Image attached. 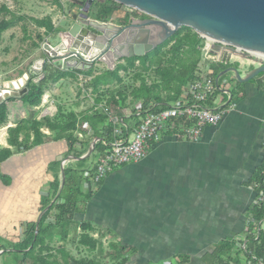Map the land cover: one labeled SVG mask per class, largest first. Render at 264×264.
Returning <instances> with one entry per match:
<instances>
[{
    "label": "crops",
    "instance_id": "0c3cea01",
    "mask_svg": "<svg viewBox=\"0 0 264 264\" xmlns=\"http://www.w3.org/2000/svg\"><path fill=\"white\" fill-rule=\"evenodd\" d=\"M119 9L113 11L109 22L123 25L126 16L144 18L141 13L129 12L124 7ZM120 63L125 62L119 59L115 65L104 64V70ZM100 64L95 62L93 74L88 76L104 71L99 70ZM213 67L216 77L230 67H238L243 76L253 69L252 64L236 58ZM77 74L75 78H61L45 90L50 95V106H45L42 97L40 105L35 107L40 108L39 116L57 112L59 104L52 89L66 78L77 81ZM224 79L231 83L230 102L222 106L228 96L216 94L217 102L211 101L210 105L221 106L222 117L215 125L206 124L198 139L165 134L143 158L115 168L99 184L84 179L82 189L86 193L91 190L92 198L80 205L81 213L76 218L89 220L95 236L101 234L103 240L111 237L113 241L132 246L136 254L130 264H145L148 260L179 264L181 259L188 260L187 264H204L202 256L217 244L233 242L231 253L235 256L248 244L249 237L257 239L254 229L260 228V233H264V213L261 215L257 202L264 173V79L257 76L241 82L235 79L233 71L221 74L218 81ZM17 101L23 105L19 99L7 102L8 119L0 124V148L10 147L8 127L15 126L29 109L23 105L15 112L11 105L15 106ZM78 103L64 107L76 112L87 109L81 101ZM139 108L138 104L127 108L123 114L129 116L127 121L137 119L134 115ZM41 130L47 136L46 141L14 153L0 164V241H18L27 223L40 220L50 205L41 209V196L50 192L49 182L58 173L62 186V168L75 160L73 153L65 157L69 151L66 139L55 138V131L47 127ZM80 130L76 134L85 141L89 136ZM93 139H89V144L78 141L74 151L86 155L94 147ZM66 158L69 160L63 165ZM96 160L97 157L91 163ZM55 211L53 208L51 214ZM67 241L63 239L55 244ZM260 243L256 241L257 245ZM240 253L242 264L259 262L249 261L244 250Z\"/></svg>",
    "mask_w": 264,
    "mask_h": 264
},
{
    "label": "trees",
    "instance_id": "16d2710c",
    "mask_svg": "<svg viewBox=\"0 0 264 264\" xmlns=\"http://www.w3.org/2000/svg\"><path fill=\"white\" fill-rule=\"evenodd\" d=\"M55 1L57 6L62 7L59 0ZM118 5L120 4L113 0L95 1L91 6L90 15L92 12L93 18L108 21ZM1 14L0 36L5 30L21 23L24 31L23 39H31L33 47H39L47 36L60 31L50 16L37 18L18 14L5 3L0 4ZM28 20L34 22L36 28H43V33L37 31L33 38L32 33L27 31ZM202 45L203 40L197 32L190 27L182 26L170 38L154 48L152 54L146 53L143 56L122 58L125 63L117 64L111 70L107 69L94 74L87 86L91 88V92L95 96L94 103L98 105L103 102L107 110L97 109L93 105L81 112H76L67 110L64 105L59 104L54 115L39 116L40 108L36 109L35 107L40 105L45 90L51 84L66 76L75 78V75L81 72L87 75L93 74V68L83 72L77 69H63L60 64L51 62L43 65L44 74L37 81L33 80L37 74L29 73L28 92L21 97H9L0 103L1 125L8 119L7 102L19 99L31 110L15 126L8 127L7 141L10 147L0 148V164L12 154L26 151L46 141L47 136L41 127L55 131V138L66 139L69 151L65 157L73 153L75 158L63 169V185L61 186V179L57 173L54 180L49 182L51 195L49 192L41 196V209L50 205L42 214L38 228L37 222H29L18 241L9 242L7 245L9 247H5L0 242L2 251L0 258L3 253L8 252L12 254L13 264H130L136 254L132 246L123 244L121 241H111L109 246L112 250L105 252L104 236L93 234L95 228L89 220L76 218L77 214L81 213L80 205L92 198L91 190L86 193L82 189V183L85 179L83 171L86 168L93 170L94 164L88 166L86 163L88 156L81 158L83 153L74 151L75 145L78 141L89 144L92 138L97 137L111 140L113 128L108 121L109 113L121 116L127 111L129 105L135 102L141 105L142 112L161 110L173 102L179 96L185 83L195 76L197 64L201 59ZM130 69H135L132 75L134 84H125L120 72L126 73ZM150 71L151 75L149 76ZM85 121L90 124L91 129L81 128L80 130L79 123ZM77 129L89 137L85 138V141H81L76 134ZM106 148L104 144L97 142L94 144L92 154L98 157L104 154ZM54 165L59 166V162H55ZM1 176L2 174H0ZM102 180L94 185L99 184ZM52 198L55 200L51 201ZM53 208L56 211L52 215ZM260 209L262 215V211L264 213L263 204H260ZM72 229L76 233L74 238L69 237ZM58 239L68 240V243L55 246ZM257 240L261 241L258 245L256 244ZM69 243L76 246L77 249L95 254L82 257L74 256L66 246ZM247 243L244 249L232 256L231 251L234 243L221 242L213 250L207 251L202 256L201 262L204 264H242L240 252L243 250V254L251 262L264 260V233L261 232L257 239L249 237ZM107 257L110 258L109 261H104L103 259ZM187 261L181 259L179 264H187ZM150 263L154 264L152 261L145 264ZM0 264L6 263L0 260Z\"/></svg>",
    "mask_w": 264,
    "mask_h": 264
},
{
    "label": "water",
    "instance_id": "95a60500",
    "mask_svg": "<svg viewBox=\"0 0 264 264\" xmlns=\"http://www.w3.org/2000/svg\"><path fill=\"white\" fill-rule=\"evenodd\" d=\"M95 1L75 0L80 5V12L73 14L74 22L62 31L57 45L51 46L45 42L50 55L41 61L42 65L59 62L63 69L81 71L92 68L98 60L115 65L119 59L143 56L152 51L182 26L190 27L200 35L264 53V0H113L146 15L144 18H132L125 25L91 17L90 9ZM65 39L68 46L65 45ZM220 46L215 44L214 49L219 50ZM229 48L230 52L222 54V62L228 63L235 58L240 61L238 56L231 53L235 51L234 47ZM106 56L110 59L107 60ZM252 65L253 69L246 76L238 67H230L221 74L233 71L235 79L241 82L257 76L263 80L264 63ZM33 68L38 70L37 67ZM37 72L42 76L44 74L42 68ZM22 78L25 84L20 80V84L10 81L0 87V103L9 97H21L28 92L29 77L25 73ZM91 152L92 147L81 158ZM36 222L38 228L39 219Z\"/></svg>",
    "mask_w": 264,
    "mask_h": 264
},
{
    "label": "built area",
    "instance_id": "2783aa9c",
    "mask_svg": "<svg viewBox=\"0 0 264 264\" xmlns=\"http://www.w3.org/2000/svg\"><path fill=\"white\" fill-rule=\"evenodd\" d=\"M125 6L129 12L141 13L133 7ZM126 10L125 12H127ZM199 36L203 40V45L201 47V59L197 64L195 76L185 83L179 96L173 102L161 110L145 112L137 110L134 115L137 119L132 122L127 121L128 115L108 114V121L113 128L112 139L106 140L101 137L93 139V144L101 142L107 148L104 150V154L98 156L93 163V170L86 168L83 171L85 179L93 184L98 183L113 169L143 158L149 148L165 134L196 140L200 137L206 124H217L222 117L223 108L221 106H211L209 102H217V93L226 94L228 101L223 102L222 106L227 105L231 99V83L225 79L218 81L213 65L217 62H222V54L230 52V46L235 49L231 53L241 58V60H245L248 64L264 63V53L262 52L245 49L212 37L200 34ZM215 44L221 45L219 50L214 49ZM77 76L81 92L91 100V106L95 105L97 109L103 108L107 110L103 102L98 105L95 104L91 88L84 87L86 82L92 77L85 74H77ZM46 95L45 92L44 96ZM44 96L43 100L46 98ZM78 127L90 129L87 122L79 123ZM82 156H85V153ZM68 160V158L64 159L63 165ZM85 187L87 186L84 185L83 188L85 189ZM260 188L261 192L257 202L259 205L263 204L264 208V173L261 176ZM254 231L256 238H258L260 228H256ZM263 261H259L257 264H264Z\"/></svg>",
    "mask_w": 264,
    "mask_h": 264
},
{
    "label": "rangeland",
    "instance_id": "374dc122",
    "mask_svg": "<svg viewBox=\"0 0 264 264\" xmlns=\"http://www.w3.org/2000/svg\"><path fill=\"white\" fill-rule=\"evenodd\" d=\"M59 1L61 2L62 7L57 6L55 0H0V4L5 3L6 5H8V7L11 10L16 11L18 14H25L27 16L37 17V18L46 17V16H50L51 18L54 17V20L52 19L54 21V25L56 26L57 29L60 30L52 34V36H47L45 38L46 40L43 41L39 47H33L31 39L30 40L23 39L24 31L21 27V23H18L16 26L5 30L0 36V87H3L4 83L10 82L11 80H16L17 84H20L19 83L20 79L18 78L22 77L23 74L25 73L28 75V77H29V73L37 74L38 73L37 71L41 70L43 66L41 61L43 59L48 58V56L50 55V50L45 46V42H47L51 46L57 45L59 42L58 41L59 38L61 39L59 33L61 34L62 31L67 30L72 25V23L74 22L73 14L80 12V5L76 4L75 0H59ZM96 1L100 2L101 0H96ZM123 7L127 8L125 5L121 4L117 6V9L119 8L123 9ZM91 16H92V12H91ZM142 16H146V15L143 14ZM1 17L2 14L0 15V19ZM125 18L126 20L124 21V23L130 22L131 19H129L128 16H126ZM27 22H28L27 31L28 33H32L33 38L35 37L37 31L43 33V28H36L34 22L30 20H28ZM152 52L153 51H150L148 53L152 54ZM97 62L101 63L100 64L101 66L99 67L100 71L106 68V66H104V64H106L105 61L98 60ZM51 63L60 64L59 62H51ZM222 64H223L222 62H217L216 66L217 65L221 66ZM106 65L108 66V64ZM33 67H37L38 70H35ZM134 70L130 69L129 71H126V73L123 71L120 72L125 84H129V83L134 84V81L132 79ZM21 72H23V74L20 75ZM39 75H41V73ZM148 75L149 76L151 75V71L150 74ZM38 78L39 76H36L34 77V80H37ZM84 87L87 88L86 85H84ZM52 91L54 92L53 95L54 98L56 99V103L58 104L71 107L72 105L76 104V102L80 103L81 101V103H83L84 106H86L87 108H89L91 105V100L87 99L84 96V94L81 92L80 86L77 84V81H73L72 79L66 78L64 81H61L55 89H52ZM44 97H46L45 106H50L49 103L50 95L49 96L46 95ZM136 104L137 103L135 102L131 105L129 104L128 105L131 106V108H133V106H135ZM11 106L14 107L15 112H19V108H22L23 105H21V103L17 101L15 103V106L13 105ZM20 111H22V109ZM28 112H31L30 108L27 109V113ZM27 113H25L26 114L25 116H27ZM1 134L2 131L0 126V135ZM96 157L97 156L91 154L86 159V163L93 162L96 159ZM75 236L76 233L72 229L70 238H74ZM107 238L108 239L103 240V246L105 252L112 250L109 246V243L111 242V240L113 241V239L111 237H107ZM0 242H2V244H4L5 247H9L7 246L9 241L4 240ZM66 246L71 252V254L77 257L91 256L95 254L94 252L88 253L83 249H77L76 246L70 243L66 244ZM109 259L110 258L107 257L104 258L103 260L109 261ZM1 260H3L6 264H13V262L11 261L12 254L8 252L3 253L1 255ZM149 261L150 262L152 261L154 262V264H157V260H148V262ZM159 264H162V261L159 262Z\"/></svg>",
    "mask_w": 264,
    "mask_h": 264
},
{
    "label": "bare ground",
    "instance_id": "6f19581e",
    "mask_svg": "<svg viewBox=\"0 0 264 264\" xmlns=\"http://www.w3.org/2000/svg\"><path fill=\"white\" fill-rule=\"evenodd\" d=\"M65 41H66V43H65V45L66 46H68V41H67V39H65ZM92 53V51H90L89 52V54H91ZM107 60H109L110 59V57L109 56H106L105 57ZM18 79H20V81H21V83L23 84L24 83V79L22 78V77H19ZM11 81H14V82H16L17 83V81L16 80H11Z\"/></svg>",
    "mask_w": 264,
    "mask_h": 264
},
{
    "label": "flooded vegetation",
    "instance_id": "af4514ba",
    "mask_svg": "<svg viewBox=\"0 0 264 264\" xmlns=\"http://www.w3.org/2000/svg\"><path fill=\"white\" fill-rule=\"evenodd\" d=\"M102 1H103V0H101L100 2H102ZM125 24H127V22H126V23H124V25H125Z\"/></svg>",
    "mask_w": 264,
    "mask_h": 264
}]
</instances>
